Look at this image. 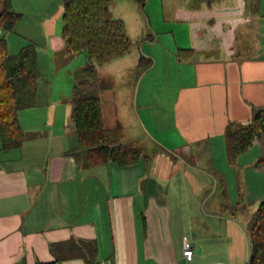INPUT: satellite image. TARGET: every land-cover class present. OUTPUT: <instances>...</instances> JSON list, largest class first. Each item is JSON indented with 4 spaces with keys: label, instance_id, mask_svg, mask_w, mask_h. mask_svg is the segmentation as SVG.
Returning a JSON list of instances; mask_svg holds the SVG:
<instances>
[{
    "label": "crops",
    "instance_id": "1",
    "mask_svg": "<svg viewBox=\"0 0 264 264\" xmlns=\"http://www.w3.org/2000/svg\"><path fill=\"white\" fill-rule=\"evenodd\" d=\"M53 1L54 13L50 0H13L23 20L10 37L12 46L35 43L43 32L48 75L63 80L62 88L49 90L38 58L35 105L19 111L22 146L2 149L0 133V264H187L185 238L195 252L189 264H248L250 230L236 216L241 196L235 207L218 192L232 189L222 166L229 162L228 123L251 121L255 109H264V0H162L160 19L168 25L159 34L171 40L160 56L156 47L163 43L153 44L150 25L138 11L125 14L142 42H152L142 47L149 46L153 61L134 44L126 18L115 16L120 0L107 5L105 16L125 22L132 48L99 68L107 85L101 92L104 125L120 127L122 143L153 149L145 153L148 161L129 166L79 165L73 154L79 135L71 121L72 86L83 63H69L79 54H70L62 37L63 0ZM180 49H187L188 60L180 58ZM142 57L151 63L145 69ZM57 60L69 64L59 71ZM159 65L166 86L142 88ZM166 94L169 115L162 107ZM241 158L261 170L264 132ZM223 207L232 214H219ZM224 220L217 232L215 222Z\"/></svg>",
    "mask_w": 264,
    "mask_h": 264
},
{
    "label": "trees",
    "instance_id": "2",
    "mask_svg": "<svg viewBox=\"0 0 264 264\" xmlns=\"http://www.w3.org/2000/svg\"><path fill=\"white\" fill-rule=\"evenodd\" d=\"M113 1L116 0H63L62 37L70 54L85 53L88 58L86 65L76 72L71 100V121L79 135L73 154L78 164L84 166L110 161L129 166L142 158L149 160L142 148L120 141V127L109 129L103 121L101 92L107 85L99 77V68L132 48L125 22L105 16V8ZM22 20L23 13L14 8L13 0H0V29L10 34L8 38L0 36V133L4 150L22 146L24 132L19 111L35 105L41 78L35 43L29 41L19 52H11L10 37ZM186 51L180 49L181 59H189ZM144 59L139 66L147 68L151 63ZM254 111L251 121H231L226 127V152L231 164L264 132V109ZM262 162L264 159H260L259 163ZM248 236L251 251L248 264H264V200L255 213Z\"/></svg>",
    "mask_w": 264,
    "mask_h": 264
},
{
    "label": "rangeland",
    "instance_id": "3",
    "mask_svg": "<svg viewBox=\"0 0 264 264\" xmlns=\"http://www.w3.org/2000/svg\"><path fill=\"white\" fill-rule=\"evenodd\" d=\"M50 2L55 3V1H53V0H50ZM161 5H162V0H146L144 2V4L142 2H140L139 0H120V2L116 6L117 9H116V15L115 16L116 17L122 16V17L126 18V22L129 26L130 34L132 36V40H133L134 44H136V46H138L139 48L141 47V49H140L141 54L146 56L147 58H150L151 61H153V59H152V57H148V54L146 51L150 49L148 45L152 44V42L150 40H148L147 38H145V39H143V41L145 44H148V45L146 47H142L144 43L142 42L141 37H138V35H136V33L133 32L134 26L132 25L129 17H127L126 15L130 16L133 14L134 11H138V13L140 14V17L142 19V23L147 22L148 25H150L149 27L152 29V30L151 29L150 30L156 39L155 40L156 42L154 41L153 44L156 45L158 43L157 42L158 40H160L163 43L161 45V43L159 42V44L156 47V52H157L156 54H157V56H160V51H161L162 46L164 44L166 45V42L171 40L170 37H168V40H167V36H165L163 34H162L163 36H161L159 34L161 32H164V29L168 25V24H163V21L161 22V19H160L161 12H162ZM56 9H57V3H55V7H54V9H52V12L54 13L56 11ZM28 19H31L33 21L35 20L34 16H32V17L30 16V18H28ZM154 29H155V31H154ZM2 35H6L8 38V36L10 34H8L7 32L5 33L3 31V34H1L0 36H2ZM158 37L160 39H157ZM34 38H35L34 40H35V44H36L37 50H38V58L41 59V64H43L46 67V69H44V68L40 69L42 71L43 75L48 76L47 78L49 81L47 80L46 86L48 85L49 90H54L56 87L62 88V86H60L59 84H60V82H62L63 79H62V77L59 76L58 73L54 74V75H48V74H50L49 70L47 69V62L49 59H48L46 54H47L48 50L40 47L44 44L43 32L40 31V32L36 33ZM24 42H25V44H27L29 41H24ZM20 43H21V39H20ZM13 46H14V48L11 47V52L12 53L19 52V50H20L18 47L19 42L14 43ZM57 61H58V65H57L56 69L60 71V69H64L66 67V65H68L69 63L71 65L73 63V61H74L73 64L83 63V65H80V68H82L88 62V58H87L85 53H81L78 56H76L74 59H72L68 64L64 65V64H61L62 63L61 60H57ZM141 68L144 69L145 66L143 65V67H141ZM141 68H138V69H141ZM69 70L70 69L67 68L64 70V72H67L69 74L70 73ZM162 71L163 70L160 69V65H159L158 68L156 67V69L151 72L150 76H147V77H150L151 80L149 78H145L143 80V83H142L143 73H142V71L139 72V76H138L137 84H136V94L134 96V105L136 107H137V93L141 87V83H142V88H144L146 83H148L150 85V87L152 89H155V90L158 88H161L163 86H166L164 84ZM51 72L56 73V71H52V69H51ZM74 73H75V71L71 73V78H74V76H75ZM64 80H65V84L67 87V83H68L69 79L64 77ZM103 83L106 84V81L103 80ZM72 89H73V86H72ZM167 95L168 94L164 95V98H165L164 101L165 102L164 103L162 102L163 103L162 107L164 108L163 112H166V114L169 115L170 104L168 103L169 101H167V99H168ZM163 115H164V113H163ZM24 133H25V131H24ZM198 145H200V144H198ZM137 146L142 147L146 154L147 153L152 154V152H153V149L150 147L151 145L143 144V145H137ZM255 149H257V148H255ZM216 152H218V150H216ZM246 163L247 162H245V159L243 160L242 158H241V160L239 159L236 162V164H234V165H231L230 162H227V164H225V162H224V165H222V166H223L224 170L228 171V173H229V182L231 184L232 189L230 190V192L229 191L228 192L219 191L218 195L222 199L223 202H227V200H229L232 203L231 205H233L235 207H237V205H239V204H237L238 195L241 196L240 203H241L243 208L240 209L241 213H237L236 216H239V217H237L239 219V221L244 222V224L246 225V228L248 230H250L251 225L253 223V219H254V213H255V211H256L259 203H260V200L262 198H264V191L261 192L262 188H264V166H262L261 170H260V168H257L255 165L247 166ZM230 179H233V181H230ZM235 184L238 185V190H237V188L234 187ZM224 207L219 209V214L222 213V214H224V216H225V214H229V215L232 214V212H230L229 209H226ZM244 209H245V211H244ZM231 210H234V209H231ZM243 212H245V215H242ZM251 219H252V223H250ZM226 223L227 222L225 220L223 223L222 222H215V230L217 232L218 231L222 232V229ZM229 223H231V222H229ZM248 243H249V241H248ZM248 248H249V244H248ZM249 251H250V248H249Z\"/></svg>",
    "mask_w": 264,
    "mask_h": 264
},
{
    "label": "built area",
    "instance_id": "4",
    "mask_svg": "<svg viewBox=\"0 0 264 264\" xmlns=\"http://www.w3.org/2000/svg\"><path fill=\"white\" fill-rule=\"evenodd\" d=\"M1 34H3L2 29H0V35ZM183 255L186 259L187 264H189L192 261L194 255H195L194 246L188 238L184 239ZM100 264H112V261L110 259H107V260L101 261Z\"/></svg>",
    "mask_w": 264,
    "mask_h": 264
}]
</instances>
